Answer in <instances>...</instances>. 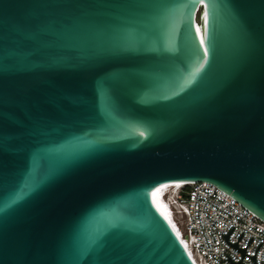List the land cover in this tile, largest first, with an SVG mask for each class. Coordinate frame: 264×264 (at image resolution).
Wrapping results in <instances>:
<instances>
[{
  "label": "water",
  "instance_id": "1",
  "mask_svg": "<svg viewBox=\"0 0 264 264\" xmlns=\"http://www.w3.org/2000/svg\"><path fill=\"white\" fill-rule=\"evenodd\" d=\"M200 180L264 221V0H0V264H196Z\"/></svg>",
  "mask_w": 264,
  "mask_h": 264
},
{
  "label": "built area",
  "instance_id": "2",
  "mask_svg": "<svg viewBox=\"0 0 264 264\" xmlns=\"http://www.w3.org/2000/svg\"><path fill=\"white\" fill-rule=\"evenodd\" d=\"M166 186L171 190L166 193V199L177 223L178 235L196 264H231L227 255L233 261L240 260L237 264H254L249 256L254 253L255 263L264 264V221L253 212L205 180ZM232 226L228 241L237 242L240 248L246 247L247 254L242 258L241 252L223 236Z\"/></svg>",
  "mask_w": 264,
  "mask_h": 264
},
{
  "label": "bare ground",
  "instance_id": "3",
  "mask_svg": "<svg viewBox=\"0 0 264 264\" xmlns=\"http://www.w3.org/2000/svg\"><path fill=\"white\" fill-rule=\"evenodd\" d=\"M184 182H189V181H175V182H166L158 185L157 189L154 191L152 190V198L154 200V203L158 207L159 211L163 214V216L166 218V220L169 222V224L173 227V229L176 231L178 234V229H177V223L175 221L174 216L172 215L170 208L168 206V200L165 198L163 201L162 197H165L164 193L165 192V186L166 185H171V184H180Z\"/></svg>",
  "mask_w": 264,
  "mask_h": 264
},
{
  "label": "clouds",
  "instance_id": "4",
  "mask_svg": "<svg viewBox=\"0 0 264 264\" xmlns=\"http://www.w3.org/2000/svg\"><path fill=\"white\" fill-rule=\"evenodd\" d=\"M165 192H163L164 193V195H165V198H166V193L168 192V191H170V190H168L169 188L167 187V186H165ZM165 198L163 199V201L165 200ZM169 201V200H168Z\"/></svg>",
  "mask_w": 264,
  "mask_h": 264
},
{
  "label": "rangeland",
  "instance_id": "5",
  "mask_svg": "<svg viewBox=\"0 0 264 264\" xmlns=\"http://www.w3.org/2000/svg\"><path fill=\"white\" fill-rule=\"evenodd\" d=\"M170 191H171V190H170ZM170 191H169V192H170Z\"/></svg>",
  "mask_w": 264,
  "mask_h": 264
}]
</instances>
